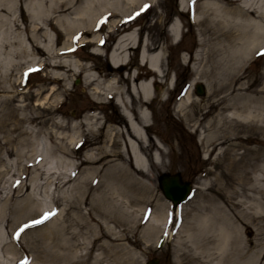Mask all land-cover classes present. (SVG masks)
I'll return each mask as SVG.
<instances>
[{"label": "bare ground", "instance_id": "6f19581e", "mask_svg": "<svg viewBox=\"0 0 264 264\" xmlns=\"http://www.w3.org/2000/svg\"><path fill=\"white\" fill-rule=\"evenodd\" d=\"M9 1L0 0V10L5 8L15 16L14 8L7 4ZM151 1L149 2L151 3ZM178 1L181 11H186L187 13L191 6L194 8L195 14L192 16V23L198 26L200 35V39L197 41L199 50L194 57H191L192 69L197 73L198 78L205 79L212 94L216 95L220 91L226 92L228 89L231 92L229 95L224 94L223 97L216 99L212 103V106H220L211 123L216 124V129L215 131L212 129L208 135L202 133L199 139L204 149L207 146H211L210 152H213L216 148H222V152L228 154L224 155L229 161L226 167L224 166L226 170L224 174L227 175V178L224 183L221 177L222 174H215V178L209 184L205 183L204 187L194 193L190 204L197 197L198 199L195 203L197 202L198 206L194 205L193 207L196 211L191 214L190 223L186 225L185 221L182 227L180 226L181 229L176 241L177 246L175 247L176 252H180L175 257L177 262L180 261L187 264H251L248 259L246 245L240 236V228L237 223V218L239 217L238 208L241 205L245 206L248 204L246 208L257 210V213L252 212L257 218L250 217L248 219L250 222L255 221L254 226H256L259 233L260 228L264 229V224H259L261 219L264 220V149L241 146L244 143L243 141L246 140L238 139L244 128L247 131H251L254 128L261 130L260 127L255 126L253 123H264V87L256 88L259 78L251 82L247 81L245 85V82L241 81V77L238 76L236 78L232 75L242 70L251 58L258 57L261 55L260 53L264 52V0H229L226 2H220V0ZM138 2L140 1L127 0L126 3L121 0H32L31 5L29 3L24 4L25 11L30 18L29 26L27 27L29 33L25 29L30 43L18 34L19 43L23 44L25 51L28 49L30 63L32 61V64L34 62H39L42 65L48 63L47 65L52 66L56 70L65 69L71 72L73 76L76 72L82 73L83 82L87 86L95 85L93 89H95L96 95L103 89L106 90V96L114 93L111 98H114L113 102L120 108L119 115L113 114L109 119L108 123L111 124L107 126L105 131H103L104 124H97L98 117H94V120H91V116L85 115L79 121L72 120L70 125L73 124V127L69 138L66 136V140H64L63 137L58 136L57 140L49 143L42 150L38 147V144H35L37 140L30 131L31 133H28L29 137H27L25 145H33L31 147L33 151L27 150L29 151L27 153L26 150H23V147H16L18 157L16 159L6 158L11 166L19 163L17 161H19L18 158L23 151L29 154V157L23 158L22 171L19 172L20 174L12 182V191L14 192H19L23 186L26 187L27 171L32 172L38 187L42 188L43 186L41 185H46V182H50L54 185V190L65 188V184L69 183L70 178L75 175L74 182L68 187L66 186L67 188L62 191V195H59L60 197L58 196L56 200L58 202L66 197L70 198L66 201L69 202L68 206L73 208L72 210L75 214V216L74 214L70 215V224H64L68 226L63 225L60 230L64 232L65 229L75 223L79 231L82 228H87L90 232H93L91 243L95 245L101 241L96 246L101 248L105 254L101 258L95 256V264H101L103 261H106V264H111L106 259V256L108 258L110 256L114 258L119 256L120 262L117 264L134 262L131 249L126 244L119 243V241H128L125 232L135 233L137 227H141L143 224L145 225L142 226L141 232L144 234L133 242L136 246L140 242L146 243L153 238L155 240L161 238V243L164 239L169 241L174 238V233L170 232L165 216L161 212L163 211L162 208L156 205L152 211H148L149 204L147 202L152 199L148 193L152 189L133 172H128L123 162L118 161L120 154L128 152L135 169L143 173L148 170L150 162L149 158L144 154V150L149 148L151 150L155 146L149 134L151 127L149 118L152 112L155 92L151 90L148 80L136 81L141 79L142 75L135 70L127 73L126 78L130 79V84L120 89V86L116 85L115 82L119 81L121 77L123 79L125 77L124 75L118 76L117 71L127 64L128 58H130V48L135 47V44L138 43L139 62L145 64L157 75H162L163 70L160 66L162 54L159 50L157 51L156 44L149 39L138 42L136 31H127L129 26L127 28L123 26L124 32L116 38L115 44L107 54L108 61L105 64V69L99 71V73L92 72L91 66H83L77 60L69 61L68 59L72 56L68 51L71 50L72 40H75L74 37L80 36L79 43L81 45L92 43L93 41L87 40L85 35L95 32L96 29L93 26H96L99 22L101 24L102 17L107 16L106 19L110 20L109 17L112 18L114 15L121 13L120 18H112L113 20L108 23L112 27L116 25L122 26L124 25L122 18H124L125 9L130 8L132 10L134 8V10H138L139 7L135 8L138 6ZM73 5L74 8L71 10L70 8ZM138 12L139 10L133 12V15ZM181 13L183 14V12ZM1 16L4 15L0 14V24H4V20L7 18L6 16ZM13 27H15L13 28L14 30L17 28L14 23ZM96 28L98 27L96 26ZM169 31L173 42L181 39L180 24L177 22L171 23ZM52 32L66 36L63 38L64 42L61 47H55L57 45L52 41ZM42 37L46 39V43L43 42ZM92 38L96 39L95 35ZM1 44L2 40H0V53H4V46ZM92 52L96 55L102 53L98 44H92ZM44 53L50 60L48 57L47 61L40 60V55H44ZM5 62L8 63V61ZM10 74L11 68L5 71L4 76L0 80V88L4 89L0 107L4 106L6 109H8V105L11 104L13 99V93L10 89L12 85L5 84ZM63 76L64 73H55L49 79L51 82H60L64 79L62 78ZM100 76L105 78L104 87L102 88L97 84ZM234 83H237V87L233 86ZM54 91L55 89L52 87L49 96ZM189 92H191V87L185 99L178 103L177 108L179 111L185 105H192L193 102L190 101ZM54 110L58 111L57 107ZM225 111H228V113L224 114ZM3 117L0 116V119L2 120ZM227 120H234L236 123L241 122L242 126L240 124H229L219 134L218 129ZM59 125L61 129H66L68 126L65 121L60 122ZM83 128H85V132H83ZM94 131L96 133L102 132V144L91 137ZM25 133L27 134V132ZM52 136L50 133L49 138L51 139ZM90 146H92L91 152L86 154L85 160H88L91 164L99 162L100 167H80L75 161L66 157L67 154L68 156L70 153L77 154V150L81 148L83 150L88 149ZM118 146L120 147L116 150ZM240 147L243 148L242 153L237 154L236 151ZM155 148L152 157L153 161L158 162L160 157ZM205 151L207 152L206 149ZM9 153L7 152L8 155ZM48 154L55 156L56 167H52L49 164L47 160ZM221 158L224 159V157ZM215 160L222 161L219 156L215 157ZM46 161L51 167L45 168ZM105 164H113L115 169L102 167ZM68 166L73 167L71 174H67L65 171ZM61 168L65 172H60ZM76 169L78 170L76 171ZM208 173L206 172L205 176ZM235 179L236 181L233 182ZM40 180H44L41 181V185L38 182ZM235 183L237 188L233 186ZM66 191L67 194H65ZM85 192L91 193L92 196L87 203L84 200L83 204L89 207L83 212L82 208L85 209L86 206L83 207L80 204L81 200L75 204L74 199H77V197L72 195L77 193L81 196ZM235 198H237V201H234ZM167 204L171 206L169 199ZM132 205H135V208ZM163 207L166 206L164 205ZM181 210L182 205L180 211L179 208H173L171 212L180 213ZM63 213L64 209H60L55 219H60ZM240 216L245 217L244 213L240 214ZM109 222L118 230H114L108 224ZM128 224L130 227H128ZM121 226H126L127 228L121 229ZM160 232L164 233L163 237L162 234L161 237L158 236ZM4 236H6V232L0 231V248L11 255L5 256L1 252L3 256L0 257L3 259H0V264H24L25 261L26 264H40V262L31 260L27 263L26 258L24 260L21 259L23 256H15L16 248L12 244L4 242ZM75 236L76 233H74V238L71 235L70 240L73 238L74 242L71 241L70 246H60L65 253L57 255L58 264H77L79 262H82V264H93L94 261L88 262V256L93 247H90L84 253L83 257L87 256V258L80 261L77 260L81 255H77L72 248L82 243ZM65 240L67 241L66 237ZM83 243L85 244V241ZM86 247L87 245L84 246V248ZM124 253L126 256H123ZM62 259L63 261L60 262Z\"/></svg>", "mask_w": 264, "mask_h": 264}, {"label": "rangeland", "instance_id": "374dc122", "mask_svg": "<svg viewBox=\"0 0 264 264\" xmlns=\"http://www.w3.org/2000/svg\"><path fill=\"white\" fill-rule=\"evenodd\" d=\"M121 1L127 3V0ZM139 1L137 3L138 6L135 7H139V12L136 15H133V12L138 10H134V8L132 10L130 8L125 9L124 18H122L124 25L122 26L116 25L112 27L109 25L113 20L112 18H120L121 13H118L116 16L114 15L112 18L109 17L110 20L106 19L107 16L102 17V23L96 25L98 28L93 26L96 29L95 32L85 35L87 40L90 39L93 41L92 43L81 45L79 43L80 36L74 37L75 40H72L71 43L72 49L68 51L72 56L68 59L69 61L77 60L83 66H91L92 72L99 73V71L105 69V64L108 61L107 54L115 44L116 38L124 32L123 28H127L128 26L129 30L127 31H136L138 42L149 39L152 43L156 44L157 51L159 50L162 54L160 66L163 71L162 75H157V73H154L145 64L139 62V46L137 43L135 47L129 50L130 58L127 64L117 71L118 76L121 77L124 75L125 78L123 79L121 77L119 81L115 82L116 85L120 86V89L127 87L130 84V79L126 77L127 73L131 70L139 71L142 75L141 79L136 80L137 82H140V80H148L151 90L155 92V98L152 102V112L149 118V123L151 124L149 134L160 159L158 162L153 161L152 153L154 152V148L144 150V154L149 158L150 162L148 170L145 173L133 167V162L128 152L120 154L118 161L123 162L128 172H133L136 176L140 177L142 182L152 189L148 193L152 198L147 202L149 204L148 211H152L154 206L159 205L163 210L161 212L165 216V220H167V217L172 218L171 222L166 221V223L169 225L170 232L172 231L174 233V238L173 240L169 238V241L164 239L160 246L161 238L157 240L153 238L146 243L140 242L136 246L133 242L136 238H141V235L144 234L141 232L142 226L145 225L143 224L141 227H137L135 233L130 231L125 232L128 241L122 240L119 243L126 244L134 256V262H126V264H148V261L151 259H155L156 264H187L185 262H177L175 255L178 256L180 251L176 252L175 247L177 246L176 241L183 222L186 221V225L190 223L191 214L196 211L193 207L194 205L196 207L198 206V203H195L198 198H194V202L190 204L191 199L194 193L205 186V183L209 184L215 178V174L221 173L222 181L225 183L227 175L224 174V171H226L224 166L226 167V164L229 162L226 156H224L228 154H224L222 148H216L213 152H210L211 146H207L205 147L206 152L200 144L199 139L202 133L208 135L212 129L215 131L216 124L211 123L213 117L219 111L220 106H212V103L216 99L223 97L224 94L229 95L231 90L228 89L226 92L220 91L216 95L212 94L205 79L198 78L197 73L192 69L191 57H194L199 50L197 41L200 39L198 26L192 23V16L195 14L192 6L190 7L191 10L186 13V11H181L178 0ZM221 1L226 2L229 0ZM25 3L31 5L32 0H10L7 3L14 8L15 16L5 8L0 10V14L2 13L7 18L4 20V24H0V40H2L1 45L4 46L5 50L4 53H0V80L4 76L5 71L11 68V74L7 77L5 84L12 85L10 89L13 93V99L11 104L8 105V109L4 106L0 107V116H4L2 120L0 119V231L6 232L4 242H7V244L10 243L16 248L15 256H23L21 259L24 260L26 258L27 263L31 260L40 262V264H58L59 260L56 258L57 255L65 253L64 249H61V245H65L66 247L70 246L71 241L74 242V233H76L75 238L83 244L72 248L77 255H81L77 260L80 261L81 259L87 258V256L83 257L84 253L90 247H93L88 256V262H93L95 256L98 258L105 256L104 251L96 246L101 241L95 245L91 243L93 232H90L87 228H82L79 231L75 223L65 230L63 228L64 232L60 230V227H63L64 224H70V215L74 214V212L72 210L73 208H69V202L66 201L70 198L66 197L58 202L56 200L59 195H62V191L74 182L75 175L70 178L69 183L65 184V188L58 190H54V185L50 182H46V185H41V181L44 180L38 181L43 186L42 188L38 187L36 185L37 181H35L31 171H27L28 179L25 182L26 187L23 186L19 192L12 191V182L20 174L19 172L22 171L21 164L24 163L22 162L23 158L29 157V154H27L29 151L27 150L33 151L31 150L33 145H25V141L31 132L37 140L35 144H38V147L42 150L49 143L57 140L58 136L63 137L64 140H66V136L69 138L73 127V124L70 125L72 120L79 121L85 115L91 116V120H94V117H98L97 124H104L103 131H105L107 126L111 124L108 123L109 119L113 114L119 115L120 108L113 102L114 98H111L114 93L106 96V90L103 89L96 95L95 89H93L95 85L87 86L83 82L82 73L79 74V72H76L73 76L71 72L65 69L56 70L52 66L47 65L48 63L46 65H42L39 62L32 64L33 61L30 63L28 49L25 51L23 44L21 42L19 43L18 40V34H20V36L30 43L25 33V29H27L30 22V18L24 8ZM73 8L74 5L70 9L72 10ZM172 22L180 24L181 39L175 42L172 41L169 31V26ZM13 23L17 27L15 30L13 29L15 28L13 27ZM27 33H29L28 29ZM52 35V41L57 45L55 47H61L64 42L63 38L66 36L64 37L54 32H52ZM93 35H95L96 39L92 38ZM42 39L44 43L47 42L45 38L42 37ZM92 44H98L102 53L99 55L94 54L92 52ZM47 57L46 53H44V55H40V60H50ZM5 61H8V63ZM34 67L36 68L34 69ZM30 69L34 70L30 71ZM55 73H64L62 77L64 79L60 82H51L49 78ZM232 76L236 78L238 76L241 77V81H244L245 85L247 81L251 82L259 78V83L256 88H263V55L251 58L242 70L235 74L233 73ZM76 78L79 79V82L75 84L74 80ZM104 80L105 78L100 76L97 82L101 88L104 87ZM195 84H202L204 86V95H196L194 90ZM233 86L237 87V83H234ZM52 87L55 91L49 96ZM190 87V101L193 103L192 105H185L179 111L177 108L178 103L182 99H185ZM109 92L111 91L109 90ZM3 94L4 89L0 88V100ZM232 99L234 100V98ZM55 107H57L58 111L54 110ZM207 110L209 111L206 112ZM227 113L228 111L224 112V114ZM64 121L68 126L66 129H61L59 124ZM240 123H236L234 120H227L218 129L219 134L225 130L227 125ZM253 124L260 127L262 132L258 128H254L251 131H247L244 128L239 134L238 140H246L243 141L244 143L241 146L248 148L259 147L262 150L264 149V123ZM240 126L242 125L240 124ZM83 129V132H85V128ZM50 133L53 135L51 139L49 138ZM101 133L94 131V134L91 136L94 140L100 141V144H102L101 140H103ZM67 144L70 146L68 142ZM16 147H23V150H26L27 153L23 151L22 155L18 158L19 161L17 162L19 163L10 166L6 158L16 159L18 157ZM91 148L92 146L84 150L79 148L80 150L76 151L77 154L70 153L66 157L75 161L80 167H100L99 162L91 164L88 160H85V156L91 152ZM242 149L240 147L236 153H242ZM7 152H10L9 155ZM217 156L222 161H216L215 157ZM221 157H224L225 160ZM47 160L52 167L56 165L55 156L48 154ZM48 161L45 163V168L51 167L48 165ZM102 167L115 169L113 164H105ZM62 171H64L63 168H61L60 172ZM65 171L67 174H71L73 167L68 166ZM164 172L180 173L183 181H187L193 185L191 194L181 204L182 212L177 215H171V206L167 204L168 200L163 196L158 185V175ZM206 172H209L207 176H205ZM235 181L236 179L233 180V182ZM233 186L237 188L236 183ZM65 194H67V191ZM72 196L77 197V199H74L75 204L81 200L80 204L83 207L86 206L85 209L82 208V211L85 212L89 206L84 205L83 202L84 200L86 203L89 201L92 196L91 193L85 192L81 196L75 193ZM123 200L125 199L123 198ZM234 201H237V198ZM164 205L166 207H163ZM247 205H241L238 208L239 217L237 218V223L240 228V236L246 245L249 262L251 264H264V229L260 228L259 233L256 226H254L255 221H249L250 217L257 218L252 212L257 213L258 211L246 208ZM132 206L135 208V205ZM60 209H64V213L60 219H55ZM53 212L55 213L54 215L49 216L47 219L44 218L45 213ZM243 213L245 217L240 216ZM33 220H39L41 222L33 224ZM26 224L28 227L25 228L24 225ZM108 224L114 230H118L111 222ZM259 224L263 225L264 220L261 219ZM128 227H130L129 224ZM260 227L262 226L260 225ZM22 228L23 231H20ZM120 228L127 227L121 226ZM161 234L163 237V232L158 233V236L161 237ZM71 235H73V238L70 240ZM84 241L85 244L83 243ZM86 245L87 247L84 248ZM1 252L5 256L11 255L8 252L5 253L0 248V256H3ZM123 256H126V254L124 253ZM0 259L3 258L0 257ZM106 259L111 264L120 262L119 256L116 258L113 256L108 258L106 256ZM62 261L63 259L60 260V262ZM77 264H82V262ZM93 264H95V261ZM101 264H106V261H103Z\"/></svg>", "mask_w": 264, "mask_h": 264}, {"label": "water", "instance_id": "95a60500", "mask_svg": "<svg viewBox=\"0 0 264 264\" xmlns=\"http://www.w3.org/2000/svg\"><path fill=\"white\" fill-rule=\"evenodd\" d=\"M196 94L203 95L204 87L200 84L195 86ZM159 187L164 196L171 200L174 205L183 201L190 191V183L183 182L179 173H163L158 178ZM149 264H156V260H151Z\"/></svg>", "mask_w": 264, "mask_h": 264}, {"label": "snow or ice", "instance_id": "6c2138e0", "mask_svg": "<svg viewBox=\"0 0 264 264\" xmlns=\"http://www.w3.org/2000/svg\"><path fill=\"white\" fill-rule=\"evenodd\" d=\"M145 7H147V5H145ZM261 55H264V52H262V53H260ZM55 213L53 212V213H45L44 214V218L45 219H47L49 216H51V215H54ZM41 221H39V220H33L32 221V223L33 224H35V223H40ZM24 227L26 228V227H28V225L26 224V225H24ZM20 231H23V228L20 230ZM18 235V234H17ZM24 264H26V261L24 262Z\"/></svg>", "mask_w": 264, "mask_h": 264}]
</instances>
